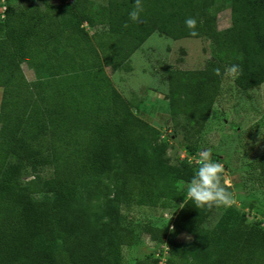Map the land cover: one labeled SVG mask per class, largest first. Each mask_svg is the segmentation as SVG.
<instances>
[{
    "label": "trees",
    "instance_id": "trees-1",
    "mask_svg": "<svg viewBox=\"0 0 264 264\" xmlns=\"http://www.w3.org/2000/svg\"><path fill=\"white\" fill-rule=\"evenodd\" d=\"M142 4L140 23L128 17L134 0H107L95 9L86 0L5 5L0 16V264H124L121 247L132 245L135 235L122 223L120 204L132 200L172 206L174 235L197 239L203 232L197 243L185 245L170 237L167 227L142 228L161 242L163 264H264V219L248 224L242 213L227 207L212 229L202 230L212 209L196 208L185 197L199 165L185 158L169 163L168 140L134 113L133 103L104 71L125 68L154 32L172 40L205 35L212 59L202 69L165 70L171 121L183 119L185 138L199 133L225 67L241 65L243 73L233 79L239 91L264 82V0H230L223 29L215 27L209 0ZM189 17L197 21L196 37L185 25ZM21 63L33 69V80L23 76ZM215 67L221 76L213 74ZM196 143L181 142L186 155L201 148ZM44 162L52 172L45 193L34 198V177L20 182L19 174ZM246 166L264 194V152ZM149 260L159 264L158 256Z\"/></svg>",
    "mask_w": 264,
    "mask_h": 264
},
{
    "label": "rangeland",
    "instance_id": "rangeland-1",
    "mask_svg": "<svg viewBox=\"0 0 264 264\" xmlns=\"http://www.w3.org/2000/svg\"><path fill=\"white\" fill-rule=\"evenodd\" d=\"M55 1L59 2L60 0ZM86 1L90 4L89 7L93 9L103 7L107 3V0ZM209 2L211 3V11L216 13V29L227 27L230 0H209ZM31 3L33 0L0 1V5H4V7L5 5L24 7ZM133 59L135 63L138 61L146 63V70L148 69L151 73V78L146 77L148 82L146 81L145 87H150L149 90L152 92L155 91L159 101H161L165 92L166 67L202 69L212 59V44L205 35L172 40L154 32L141 44ZM20 68L22 74L30 73L28 71L30 68L25 63H21ZM227 68L224 69L219 91L211 105L209 116L199 133L185 138L180 126V123H184L183 119L176 117L174 121H171L168 108L163 104L156 103L155 100L149 102V105L143 110L135 109L134 113L153 125L163 135V139L168 140L165 158L169 163L176 164L179 160L186 159V151L181 142L193 146L196 140V145L204 150L210 149L218 155V163L225 165L224 180L227 181L226 186L234 195L235 202L230 207L238 213H242L245 222L249 224L264 219V194L258 181L254 179L253 173L246 166L248 162L264 152V82L250 89L239 91L235 88L234 78L227 74ZM104 71L106 75L110 76L108 78L113 84L115 77H111L112 72L107 67L104 68ZM25 78L27 81H31L33 77ZM122 78L128 79L127 76ZM129 85L126 89L120 90L125 99L134 101L133 98L129 97L130 93L142 99L147 97L148 88L140 87L143 86L140 82L136 83L135 81ZM142 93H144V97H142ZM145 99L147 100V98ZM43 156L49 158L46 153ZM194 159V161H190L196 162L198 160L196 153ZM51 172V165L44 162L35 167L23 168L20 171L19 180L22 182L28 175L34 177L38 191L33 197L39 198L45 193L44 182L50 177ZM28 178L30 177L26 179ZM177 185L180 187L181 183L178 182ZM181 202L182 200L178 205ZM225 209L224 207L213 208L201 229H212L218 223ZM120 213L122 223L134 229L135 235V241L132 245L121 247L124 264H152L149 260L152 255L158 256L160 261L163 257L161 246H159L161 242L152 241L148 235L142 232V228L150 225L161 229L167 227V231H170L169 222L174 217L173 207L161 208L158 205L137 204L135 200H132L129 204H120ZM202 235L203 232L201 231L198 238H201ZM169 236L182 240L185 245L195 244L198 239L189 235H174L172 230L169 232ZM157 248L160 253H158Z\"/></svg>",
    "mask_w": 264,
    "mask_h": 264
},
{
    "label": "clouds",
    "instance_id": "clouds-1",
    "mask_svg": "<svg viewBox=\"0 0 264 264\" xmlns=\"http://www.w3.org/2000/svg\"><path fill=\"white\" fill-rule=\"evenodd\" d=\"M144 11L142 0H134V7L128 13L129 19L134 23L141 22V13ZM186 27L190 30L191 37L198 36L196 31L197 21L195 18L189 17L185 20ZM127 27V23L124 25ZM212 72L216 76H221V69L215 67ZM227 74L233 78H238L243 69L240 64H232L226 69ZM198 169L186 184V197L191 200L196 208H213L230 207L233 205L234 195L226 186L227 181L224 180V165L213 162L210 149L200 152L197 160ZM182 208V207H181Z\"/></svg>",
    "mask_w": 264,
    "mask_h": 264
},
{
    "label": "crops",
    "instance_id": "crops-1",
    "mask_svg": "<svg viewBox=\"0 0 264 264\" xmlns=\"http://www.w3.org/2000/svg\"><path fill=\"white\" fill-rule=\"evenodd\" d=\"M137 50L138 49H136L128 57L127 65H126L125 68H119V69H116V70L112 71L111 77H115V81H114V83L112 85L115 87V89L119 93H120V90L126 89L127 86H130L129 84L135 83V81H136V83L140 82L141 85H143V86H140V87H143L144 89L148 88L147 97L144 95V93H142L143 94L142 97L145 96L143 99L138 97V96H137L138 97L137 98L136 95H134L133 93L129 94V97L133 98L134 101H132V103H133L135 109H137V110H139V109L143 110L146 106L149 105L148 103L151 102L152 100H155V101H157L156 103L161 104V105L163 104V105H165L168 108L167 101L164 98V94L166 93V84H164L165 85V92L163 94V97H162L161 101H159L157 93L155 91L152 92V91L149 90L150 87H145L146 81L148 82V80H146V77L151 78V73L148 71V69L146 70V63L144 61H142V62L138 61V63H135V60L133 58H134V54H136ZM28 71L30 73H27L26 75L23 73L24 77H33L32 78V80H33L34 77H35L33 69L30 68V69H28ZM126 76L128 77L127 80L125 78H122V77H126ZM107 77H110V76L107 75ZM151 84H152V81H151ZM135 98H137V99H135ZM145 98H147V100Z\"/></svg>",
    "mask_w": 264,
    "mask_h": 264
},
{
    "label": "built area",
    "instance_id": "built-area-1",
    "mask_svg": "<svg viewBox=\"0 0 264 264\" xmlns=\"http://www.w3.org/2000/svg\"><path fill=\"white\" fill-rule=\"evenodd\" d=\"M63 1H65V2H67V3H69V2H71V0H63ZM1 2H3V0H1ZM3 11H4V5H1V7H0V16L2 17L3 16ZM163 136V135H162ZM161 136V137H162ZM204 149L203 148H200L197 152H196V155L198 156V158H199V154H200V152L201 151H203ZM186 157V159H187V161H189V162H191V163H194V164H197V161L196 162H192V161H190V160H195L194 159V155H190V156H185ZM190 157V158H189ZM215 162H218V161H215ZM162 248H164V250H165V247H164V245H162ZM159 264H163V258L161 257V259H160V261H159Z\"/></svg>",
    "mask_w": 264,
    "mask_h": 264
}]
</instances>
